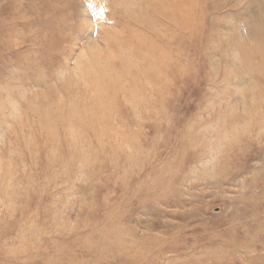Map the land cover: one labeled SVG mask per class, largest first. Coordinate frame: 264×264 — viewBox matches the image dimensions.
<instances>
[{"label": "rangeland", "instance_id": "374dc122", "mask_svg": "<svg viewBox=\"0 0 264 264\" xmlns=\"http://www.w3.org/2000/svg\"><path fill=\"white\" fill-rule=\"evenodd\" d=\"M263 220L264 0H0V264H264Z\"/></svg>", "mask_w": 264, "mask_h": 264}, {"label": "bare ground", "instance_id": "6f19581e", "mask_svg": "<svg viewBox=\"0 0 264 264\" xmlns=\"http://www.w3.org/2000/svg\"><path fill=\"white\" fill-rule=\"evenodd\" d=\"M252 68V67H251ZM82 119V118H81ZM251 121V120H250ZM234 129H235V127H234ZM236 131V130H235ZM233 132H234V130H233ZM235 134V133H234ZM233 134V135H234ZM160 198V197H159ZM257 208V207H256ZM260 212V211H259ZM264 221V220H263ZM262 222V221H261ZM242 232V231H241ZM261 233V230L260 231H257V232H255L254 234H260ZM251 233H249V232H245V239H246V241H250L251 240V235H250ZM253 236V235H252ZM257 236V235H256ZM250 237V238H249ZM253 243H257V241H254ZM263 243H264V241H263ZM261 245H262V242H261ZM262 248H263V245H262Z\"/></svg>", "mask_w": 264, "mask_h": 264}]
</instances>
